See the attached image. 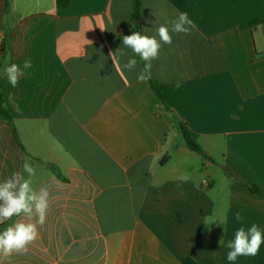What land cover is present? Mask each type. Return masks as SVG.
<instances>
[{
	"label": "crops",
	"instance_id": "1",
	"mask_svg": "<svg viewBox=\"0 0 264 264\" xmlns=\"http://www.w3.org/2000/svg\"><path fill=\"white\" fill-rule=\"evenodd\" d=\"M133 8L0 0V93L13 119L0 110V181L27 159L33 188L50 191L38 239L0 264H264V244L227 260L239 227L264 231V0H142L137 20ZM180 12L193 26L162 45L149 79L137 80L138 56L123 68L130 49L110 56L124 35L155 36ZM6 60H31L15 87Z\"/></svg>",
	"mask_w": 264,
	"mask_h": 264
},
{
	"label": "clouds",
	"instance_id": "2",
	"mask_svg": "<svg viewBox=\"0 0 264 264\" xmlns=\"http://www.w3.org/2000/svg\"><path fill=\"white\" fill-rule=\"evenodd\" d=\"M192 26L193 22L189 19L188 13L180 12L175 19L157 27L155 36L142 34L139 31L124 35L123 47L118 48L115 53H110V56L126 57L128 54L124 49H130L133 55L128 57L123 68L135 71L138 63L135 57L138 56L144 63L143 68L137 73V80L145 81L150 78L152 61L159 58L162 45H171L173 34H189ZM5 65L4 74L13 87L24 75V70L32 67L31 60H25L23 67L16 63L8 64L7 60ZM24 173L28 174V178H25ZM34 175L35 168L26 159L22 171H15L0 181V224L13 221L0 231V258L7 259L14 253L26 254L29 245L38 239L39 228L46 222L50 191L47 186L34 189L31 179ZM179 179L186 182L189 177L183 175ZM14 217L19 219L14 220ZM234 219L241 223L243 221L240 212L235 213ZM216 220L215 216H208L205 218V224L210 225ZM262 244H264V231L257 224L253 223L248 228L241 226L227 244L229 249L227 260L234 262L239 257H255L259 254Z\"/></svg>",
	"mask_w": 264,
	"mask_h": 264
},
{
	"label": "trees",
	"instance_id": "3",
	"mask_svg": "<svg viewBox=\"0 0 264 264\" xmlns=\"http://www.w3.org/2000/svg\"><path fill=\"white\" fill-rule=\"evenodd\" d=\"M133 1H134V8H133L132 18H133V20H137L139 13H140L142 0H133ZM70 2H71V0H56V6L58 9H63V8L68 7ZM153 89L165 107L166 103H165V95L163 92V87L153 84ZM0 110H1L2 118L5 121H7L10 125H12L13 124L12 123L13 122L12 116H11L10 112L4 107V101H3L1 93H0ZM177 128L180 130L181 134L183 135L187 146L192 151H195L196 153H198L200 155L206 156L204 151L202 150V148L193 139L191 131L189 130V128L185 124L179 123ZM225 170H226L228 175L233 177L234 180H236L238 182H244L243 179L240 177V175H238V173H236L235 171L228 169V168H226ZM249 189L252 193L258 192V189L253 185H249ZM10 223H11V221H7L5 224L0 225V231H2ZM181 263L182 264H200L190 257H186V258L182 259Z\"/></svg>",
	"mask_w": 264,
	"mask_h": 264
},
{
	"label": "water",
	"instance_id": "4",
	"mask_svg": "<svg viewBox=\"0 0 264 264\" xmlns=\"http://www.w3.org/2000/svg\"><path fill=\"white\" fill-rule=\"evenodd\" d=\"M193 153H194V154H196V152H195V151H193Z\"/></svg>",
	"mask_w": 264,
	"mask_h": 264
}]
</instances>
